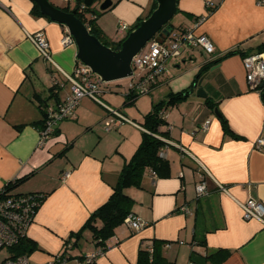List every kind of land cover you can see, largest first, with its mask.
<instances>
[{
    "label": "crops",
    "instance_id": "crops-1",
    "mask_svg": "<svg viewBox=\"0 0 264 264\" xmlns=\"http://www.w3.org/2000/svg\"><path fill=\"white\" fill-rule=\"evenodd\" d=\"M113 2L106 12L132 26L149 14L154 0ZM34 4L33 0H0V186L13 181V194H45L27 230V236L38 245L29 255L30 261L44 264L62 252L71 234L107 201L124 163L141 142L142 135L134 129L141 133L143 129L121 111L130 122L110 131L102 126L94 129L84 116L90 105L83 103L89 98L85 97L75 117L60 121L55 133L40 143L43 126L35 125L42 119L39 98L47 100L46 109L66 97L70 83L65 73L74 71L78 50L76 43H62L63 24L32 13ZM177 5L179 30L192 28L196 34L208 36L215 54L209 55L199 46L184 47L180 57L167 62L151 90L168 83L169 90L159 101L176 92L168 75L173 78L182 67L190 66V83L206 61L232 50L240 52L222 58L206 74L202 85L217 103L215 109L193 92L166 110L172 126L165 147L171 174L162 178L148 170L141 188L126 189L135 200L133 214L147 225L133 231L123 223L95 261L137 264L139 250L157 241V252L164 258L158 264H190L192 250L210 255L220 249L229 250V256L221 262L218 256L213 257L207 264H264V221L244 219L242 209L249 199L264 206V147H256L264 136V88L261 93L249 87L241 55L257 53V47L264 43V0H178ZM39 30L49 41L51 60L40 56L28 37ZM111 89L105 83L103 95ZM52 94L56 96L50 98ZM218 112L239 138L223 132ZM67 121H77L78 131L70 134L63 124ZM89 133L93 136H84L86 139L77 144L82 134ZM130 138L136 140L134 147ZM66 172L70 174L64 179ZM201 180L206 182L207 193L198 196L196 184ZM182 205H188L192 214L181 212ZM196 220L205 231V246L194 242ZM96 250L100 249L86 231L78 245L70 244L72 259L66 264H84L77 257Z\"/></svg>",
    "mask_w": 264,
    "mask_h": 264
},
{
    "label": "built area",
    "instance_id": "built-area-1",
    "mask_svg": "<svg viewBox=\"0 0 264 264\" xmlns=\"http://www.w3.org/2000/svg\"><path fill=\"white\" fill-rule=\"evenodd\" d=\"M73 2L77 0H65ZM87 8L84 2L75 9L84 12ZM204 18H199L196 26L199 25ZM131 25L121 21L119 30L126 36ZM28 37L35 44L40 56L46 60H51L49 41L43 30H39ZM169 40V41H167ZM64 45L74 44L75 40L69 29L64 27V35L62 38ZM201 47L207 54H215V48L208 36L204 34H196L191 29L172 30L170 34L162 42L155 38L147 43L140 53L133 59V76L136 69L142 71V76L137 83H131L129 89H133L141 94L149 93L159 82L160 76L166 69L169 60H173L181 56L184 47ZM246 73V80L251 89L258 90L262 93L264 88V52L250 53L243 59ZM132 76V77H133ZM66 80L70 83V91L66 97L57 103L46 106V117L43 128L40 130V143L42 144L47 138L52 136L56 131L57 124L65 119L74 118L75 110L81 100L85 97L94 99L101 103L103 95V86L105 83L92 72V70L78 61L74 71L71 74L65 73ZM108 109V108H107ZM114 116L106 124L105 129L110 131L112 128L119 126L123 122L130 120L117 110L108 109ZM209 121L204 124L207 128ZM167 130H171L172 126H166ZM146 131L144 128H142ZM169 142V141H168ZM182 150L183 148L179 145ZM256 147L261 149L264 147V136L260 137L256 142ZM184 151V150H183ZM160 155L165 157V147L161 149ZM69 172L64 173L63 178L69 176ZM154 174V173H153ZM155 175V174H154ZM9 183L0 186V250L3 248H11L17 244L21 237L27 235V230L33 222L36 215V207L40 204V199L45 197L43 194H24L16 195L8 190ZM219 187H223L219 185ZM198 196L207 193V186L204 180L196 184ZM243 217L246 220L253 218L264 221V206L254 200L249 199L242 204ZM179 210L183 213L192 214L188 205H182ZM133 231H139L147 225L133 213H130L124 221ZM150 252H153V246H148ZM103 251L96 250L84 254L87 262L93 261ZM67 260L62 258L60 254L52 257L51 260L44 264H66ZM0 264H32L29 255H20L13 257L12 255L0 261Z\"/></svg>",
    "mask_w": 264,
    "mask_h": 264
},
{
    "label": "trees",
    "instance_id": "trees-1",
    "mask_svg": "<svg viewBox=\"0 0 264 264\" xmlns=\"http://www.w3.org/2000/svg\"><path fill=\"white\" fill-rule=\"evenodd\" d=\"M84 0H77V4L80 5ZM96 1V0H94ZM113 6V5H112ZM111 6V7H112ZM110 7V8H111ZM157 7V1L154 0L151 11L144 18H139L138 21L130 27V31L137 28L142 20L147 18ZM66 11H72L69 7H62ZM108 8V9H110ZM107 9V10H108ZM85 10H91V6H87ZM84 10V11H85ZM105 10V11H107ZM32 13L36 16H42L38 5L35 3L34 8L32 9ZM102 11H94V16L97 18ZM77 16L87 24L90 32L98 37V39L108 47H111L114 50H119L121 47V43L125 40L126 36L123 38L113 41L109 40L103 29L98 24L96 18H92L87 20L84 16V12H76ZM173 29V26H172ZM258 52H264V43L260 44L257 47ZM240 52L239 50H232L226 53L222 57H218L216 59L210 60L207 63L203 64L199 71L196 73L192 83L189 87L184 88L180 91L170 92L165 99L160 100L155 103L148 113H146L143 117V120L139 122L142 128L146 131H142V140L131 156V158L126 161L119 173L118 180L116 184L113 186V190L109 198L105 203H103L100 207L94 210L82 228L77 232H73L69 240H66L64 243V248L62 252L59 254L62 258H65L69 261L71 258L69 252V246L72 244L73 246L78 245L79 242L84 237V233L86 231H90L93 237V241L97 248L101 251H106L107 242L110 238H112L116 234V229L121 226L125 218L133 213V207L135 204V200L126 193V189L130 187H142V179L146 171L150 170L157 177L167 178L171 174V166L170 161L166 157H162L160 155V151L162 148L169 145V130H164L163 128L170 125L168 119L165 117L166 110L170 106H174L179 104L181 101L187 99L190 95V88L194 87L198 82L201 76L206 74L211 66L215 63H218L222 58L234 55ZM247 53L241 52L243 57L246 56ZM142 94L134 91L133 89H129L128 93L125 95V104L129 105L130 103H135L136 100ZM56 94H52L50 98H53ZM41 100L40 108H42V119L35 123L36 126L42 125L44 126L45 117H46V109L44 107V102L47 100ZM205 103L209 108L215 109L217 107L216 102H212L210 97L205 99ZM219 118L221 120V125L223 132L227 135L234 136L239 138L232 129L230 128L227 119L218 112ZM27 177L19 179L17 182H21ZM13 181L9 183L8 190L12 189ZM30 194H42L39 192H33ZM16 195H24V194H16ZM45 196V194H43ZM45 200V197L40 199V204L36 207V211L40 207V205ZM74 238V239H72ZM74 240V241H73ZM194 242L197 245L205 246V231L202 229L201 222L196 220L195 229H194ZM157 241H153V252H150L148 247H142L139 250L137 264H158L164 261V258L161 257L157 252ZM38 248L37 243L29 238L27 235L20 238L19 242L15 244L11 249L13 253L11 254L13 257L20 255H30ZM230 254L229 250H217L213 254L203 255L196 250H192L190 253L189 263L190 264H207V262L213 257L218 256V262L223 261ZM77 259L84 264H97L95 260L87 262L85 260L84 255H79Z\"/></svg>",
    "mask_w": 264,
    "mask_h": 264
},
{
    "label": "water",
    "instance_id": "water-1",
    "mask_svg": "<svg viewBox=\"0 0 264 264\" xmlns=\"http://www.w3.org/2000/svg\"><path fill=\"white\" fill-rule=\"evenodd\" d=\"M41 13L66 26L77 45V60L88 66L103 83L115 82L133 76V59L154 38L163 41L173 30L170 24L178 11V0H156V9L139 26L130 31L121 43L119 50L103 44L93 35L87 24L76 14L77 10L66 11L56 6L50 0H33ZM86 6L93 4L94 0H84ZM113 0H103L99 9L105 11L113 5ZM206 61L205 63H207ZM204 63V64H205ZM217 65L210 68L213 70ZM207 74V73H206ZM206 74L200 77L189 92H196L201 98H207L208 93L202 86ZM264 99V92L262 93Z\"/></svg>",
    "mask_w": 264,
    "mask_h": 264
},
{
    "label": "rangeland",
    "instance_id": "rangeland-1",
    "mask_svg": "<svg viewBox=\"0 0 264 264\" xmlns=\"http://www.w3.org/2000/svg\"><path fill=\"white\" fill-rule=\"evenodd\" d=\"M52 3H54L56 6L59 7H69L70 9H75L78 4L76 1L73 2H66L65 0H50ZM103 0H96L93 2L91 6V10H85L84 16L87 20H90L92 18H96L94 16V11H101L99 9L100 4ZM103 13L96 18L98 24L100 27H102L106 37L109 39H112L116 41L117 39L123 38L124 34L119 30V20L115 19L110 12L102 11ZM171 26H173L174 30H179V22H178V16H174L173 19L170 22ZM169 41V40H167ZM202 51V50H201ZM196 54L201 55L200 51L196 52ZM189 64V63H187ZM190 65V64H189ZM191 68L190 66H184L182 67V71L177 73V76H174L172 78V74L168 75L167 78L170 80V84L172 85V88L177 91L178 89L186 88L187 85L189 86L192 79L190 80V83L188 81L189 76L191 75ZM142 76V71L140 69H136L134 76L121 79L115 82L108 83V86L111 87L112 91L106 90L103 96H101V103H97L93 99L86 98L83 100V103L89 102L88 111L85 112V119L90 123V125H95L93 128L96 127L99 128L102 126L105 129L106 124L109 123V120L113 117V115H110V112L106 109L111 110H117L118 112H122L127 115L130 119L138 122H141L143 120V117L146 113L151 111L153 105L159 101L162 97H164V94L169 90V85L163 84L158 89H154L153 91L149 93L142 94L135 103H130L129 105H125V95L129 91V86L131 83H137L139 82L140 78ZM188 81V82H187ZM189 83V84H188ZM105 85V84H104ZM203 86V85H202ZM204 87V86H203ZM178 90V91H179ZM196 94V92H195ZM199 98V97H197ZM106 108H105V107ZM106 117V118H105ZM105 118V119H103ZM63 124H66L68 129V132L72 134L73 132L78 131V127L76 126L77 121H67ZM136 134L139 136L142 135L141 131L139 129H134ZM92 133H89L88 135L82 134L80 136V141L77 144L82 143L83 140L86 139L84 136H93ZM80 135V134H79ZM142 140V137H140ZM134 138H130V145L134 147L135 143ZM139 146V145H138ZM13 253V250L11 248H3L0 250V261H2L4 258L10 256Z\"/></svg>",
    "mask_w": 264,
    "mask_h": 264
}]
</instances>
